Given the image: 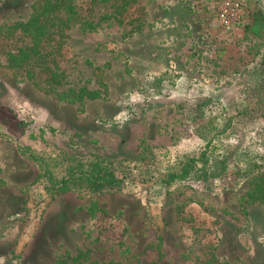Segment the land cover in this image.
<instances>
[{"label": "rangeland", "instance_id": "374dc122", "mask_svg": "<svg viewBox=\"0 0 264 264\" xmlns=\"http://www.w3.org/2000/svg\"><path fill=\"white\" fill-rule=\"evenodd\" d=\"M33 1L0 0V26L26 21ZM221 1L144 0L148 25L126 40L117 25L69 29V86L99 93L83 103L60 102L0 66V264H57L79 253L94 264H204L210 253L264 264V210L246 201L248 181L165 186L150 173L120 191L50 199L37 164L20 152L158 172L203 147L202 112L216 117L222 145L263 147L264 31L254 21L264 0H238L242 21L229 31L216 19Z\"/></svg>", "mask_w": 264, "mask_h": 264}, {"label": "trees", "instance_id": "16d2710c", "mask_svg": "<svg viewBox=\"0 0 264 264\" xmlns=\"http://www.w3.org/2000/svg\"><path fill=\"white\" fill-rule=\"evenodd\" d=\"M145 18L144 0H34L26 21L0 26V66L9 70L15 81L28 82L45 94L55 95L60 102L83 103L97 98L99 93L85 87L69 86L65 51L68 30L76 28L85 34L96 32L102 26L117 25L123 27L122 39L126 40L148 25ZM254 27L264 31L263 16L254 21ZM259 71L264 80V54ZM198 117L207 118V125L195 130L197 137L205 140L203 147L167 159L165 167L158 172L150 165L142 168L118 165L92 156L37 154L28 149L20 152L37 164L39 173L35 181L43 185L50 199L68 192L92 195L120 191L131 187L136 178L151 173L152 177L158 174L160 183L165 186L182 181L207 182L215 178H230L235 184L248 181L246 201L257 203L264 210V146L235 148L222 145L215 140L217 132H222L213 127L216 117L204 116L203 112ZM94 211L92 209L90 213ZM57 264L94 263L87 260L85 253H79L65 255ZM204 264L229 263L210 253Z\"/></svg>", "mask_w": 264, "mask_h": 264}, {"label": "built area", "instance_id": "2783aa9c", "mask_svg": "<svg viewBox=\"0 0 264 264\" xmlns=\"http://www.w3.org/2000/svg\"><path fill=\"white\" fill-rule=\"evenodd\" d=\"M242 16L243 8L238 0H222L216 13L219 26L226 31L239 26Z\"/></svg>", "mask_w": 264, "mask_h": 264}]
</instances>
